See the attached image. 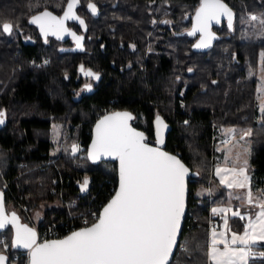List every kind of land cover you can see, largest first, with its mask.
Listing matches in <instances>:
<instances>
[{
	"label": "trees",
	"instance_id": "1",
	"mask_svg": "<svg viewBox=\"0 0 264 264\" xmlns=\"http://www.w3.org/2000/svg\"><path fill=\"white\" fill-rule=\"evenodd\" d=\"M65 2L0 0V80L6 81L0 84V189L2 181L8 183L6 211L11 205L26 222L17 205L27 206L30 215L43 207L37 225L56 224L58 231L73 222L77 226L68 212L99 211L116 189V163L92 164L85 156L79 164L70 146L82 145L86 154L93 126L112 107L133 116L132 125L144 132L147 143L160 145L190 168L187 212L169 264H209L208 221L217 219L210 207L230 200L228 190L209 176L223 128L250 129L248 172L252 187L264 188V107L260 112L253 74L264 52V0H223L234 13L232 28L226 20L214 26L217 39L204 52L192 48L198 34L188 35L200 0H80L85 23H69L81 34L79 47L41 39L38 45H22L20 56L2 49L3 23L28 29L33 13L45 8L60 13ZM88 3L97 7V17L86 10ZM250 14L258 19L252 21ZM128 61L134 74L126 69ZM81 66L103 73L87 92H79ZM53 125L66 138L61 152L54 148ZM53 159L56 164L47 165ZM85 177L89 183L81 191ZM208 186L213 187L209 196H194ZM71 202L76 205L70 207ZM229 224L236 232L244 228L238 218ZM12 236L10 225L0 232L6 264H28V251L12 247ZM257 248L264 252L263 245ZM248 264H264V256Z\"/></svg>",
	"mask_w": 264,
	"mask_h": 264
},
{
	"label": "snow or ice",
	"instance_id": "2",
	"mask_svg": "<svg viewBox=\"0 0 264 264\" xmlns=\"http://www.w3.org/2000/svg\"><path fill=\"white\" fill-rule=\"evenodd\" d=\"M76 4L77 0H68L61 17L43 11L33 15L29 22L37 24L43 35H55L60 39L68 32L64 26L66 20H78L81 25L85 23L74 11ZM88 7L96 14L94 4L89 3ZM221 15L228 16L231 29L232 10L223 0H200L192 30L188 33H201V40L194 47L209 45L214 38L209 30L211 22H218ZM250 19L256 21L258 18L253 15ZM260 26L264 29V18L261 19ZM13 27L11 23L5 22L2 31L11 34ZM70 34L79 47L82 37ZM261 57L264 58V52ZM80 71L85 76L99 78L98 73L83 66ZM132 119L133 116L127 112L113 113L98 120L95 126L88 151L89 158L97 160L101 156H108L118 159L119 188L91 226L73 231L63 239L37 243L36 232L32 228L18 224L15 213L10 217L5 214L3 196L0 193V230L9 224L15 228L12 247L27 249L30 264H169L177 244V233L184 210V177L188 169L175 155L146 143L145 134L130 126L129 121ZM160 123L162 121L157 116V124ZM157 132L159 136V128ZM250 134L249 130L246 135ZM77 150L78 145L73 144V153ZM216 172L221 184L228 188L243 189L249 183L245 167L217 168ZM88 183V178L85 177L81 191L86 190ZM247 200L249 204L252 203L251 191L247 194ZM257 206L260 211L256 213V220L250 221L244 235L233 233L231 240H228L224 233H217L215 230L212 232L207 252L212 264H248L249 256L255 255L251 245L257 239L264 240V201L258 202ZM228 211L232 209H212L213 214ZM232 215L240 216L239 210L232 211ZM240 218L243 219V216ZM227 224L225 219V225ZM238 243L243 247H237ZM220 244L223 245L222 250L218 247ZM260 255L264 256V252ZM7 259V256L0 253V264H5Z\"/></svg>",
	"mask_w": 264,
	"mask_h": 264
},
{
	"label": "rangeland",
	"instance_id": "3",
	"mask_svg": "<svg viewBox=\"0 0 264 264\" xmlns=\"http://www.w3.org/2000/svg\"><path fill=\"white\" fill-rule=\"evenodd\" d=\"M31 8H33V7H31ZM31 8H28V9H31ZM253 15L254 14H250L249 18ZM263 59L264 58H262L260 56L259 61H258V67H257L256 71L253 72V74L256 78V81H257L256 102L258 104V108H259L260 112L262 111V109L264 107V63H263ZM249 130L250 129H248V128L225 127L221 131H219L222 133L220 136H219V132H218L219 140L222 136L229 137L231 135V137H230L229 141L226 143L222 142V141L220 142L218 140L215 141L213 150L216 151V154H214L215 157L213 155V164H214L213 167L217 166L220 163V164H226V165L230 166L231 168L233 167L236 169H239L240 167L248 168L250 135H246V133ZM62 135L63 134L60 131V129L57 126L53 125L52 126V140L54 142L53 143L54 148H56L60 152L62 151L64 141L66 140L64 135L63 136ZM76 145H78V150L75 153H73L72 146H70L71 154L75 158L76 162L80 164L85 159L86 154H85V150L83 149V147L81 145H79L77 143H76ZM245 150H247V151H245ZM215 151H214V153H215ZM245 160L247 161L246 165H245ZM49 164L50 165L56 164V162L53 159L49 163H47V165H49ZM209 176L211 178L212 171L209 173ZM2 184H3V181H2ZM238 191H240V190L230 189V192L228 194L232 197H235V195L238 194ZM257 191H259V190H257ZM7 208H8L7 211H8L9 217L11 216L12 213H15L16 216L18 217V224L27 225L28 227L32 228L36 232L35 228L30 224V222H27V221L24 222V221H22V218L21 219L19 218L17 212L15 210H13V207H11V205H9ZM43 209L44 208L42 207L41 209L35 210L32 213V215L30 216L31 221L34 224H37L41 220ZM13 230L15 232L14 227H13ZM13 239H14V237H13ZM13 239H12V241H13ZM36 239H37V234H36ZM0 246H1V248H3V246L1 244H0ZM16 248L24 249L22 247H16Z\"/></svg>",
	"mask_w": 264,
	"mask_h": 264
},
{
	"label": "crops",
	"instance_id": "4",
	"mask_svg": "<svg viewBox=\"0 0 264 264\" xmlns=\"http://www.w3.org/2000/svg\"><path fill=\"white\" fill-rule=\"evenodd\" d=\"M216 147V146H215ZM215 151V150H214ZM216 154V151L215 153ZM215 157V155H214ZM217 168L220 169H231L230 166L226 165V164H218L217 166L212 167L211 171H212V176L217 180L218 182V186H223L228 190V193L230 192V189H236V190H240L238 191V194L235 195V197L230 196L229 194V202L225 205H216V206H211L210 207V214L214 216V218H217L216 220H213L216 222V226L214 228H211L210 230H208V245L210 244L211 241V235L212 232L215 230L217 233H224L225 237L228 240H231L232 234L236 233L238 235H244L245 234V230L248 227L250 221H255L256 220V213H258L260 211L259 207L257 206L258 202L260 201H264V188L261 189H254L252 187V181H251V175L248 172V168H245V172L246 175L249 177V183L246 184L245 188L241 189V188H228L226 187L224 184H221L220 182V176L217 175ZM233 168V167H232ZM224 173L222 172L221 175H223ZM259 190V191H257ZM213 191V187L209 186L208 188L205 189H196L194 191V196L195 197H205V196H209ZM251 191L252 192V203L249 204L248 200H247V194L248 192ZM213 208H217V209H225V208H230L232 209V211H236L237 209L240 212V216H233L232 215V211H228L227 213L225 212H217L216 214H213L212 209ZM243 216V219H241L240 217ZM231 218H238L240 219L243 223H244V228L243 230L236 232L233 231L230 227L229 224V220ZM225 219H227L228 224L227 226L225 225ZM212 220V219H211ZM249 232V236L251 237L252 233H251V229H248ZM259 245H263L264 246V240H259L257 239L255 244L251 245L252 251L255 253L254 256H249L248 258V263L250 258L252 257H261L260 253L262 251H259V249L257 248V246ZM237 247H243V245H239V243L236 245ZM218 247L222 250L223 249V245L220 244L218 245ZM208 252V251H207ZM208 263L212 264L211 261H209L208 259Z\"/></svg>",
	"mask_w": 264,
	"mask_h": 264
},
{
	"label": "water",
	"instance_id": "5",
	"mask_svg": "<svg viewBox=\"0 0 264 264\" xmlns=\"http://www.w3.org/2000/svg\"><path fill=\"white\" fill-rule=\"evenodd\" d=\"M68 2V1H67ZM224 3V2H223ZM93 4V3H92ZM226 4V3H225ZM80 5V0H77V4H76V7H75V9H74V11H75V13H76V15L78 16V14H77V11H76V9L78 8V6ZM88 5H89V3L87 4V11L92 15V16H94V17H97L98 16V10H97V7H96V14H93L92 13V11L89 9V7H88ZM227 5V4H226ZM228 6V5H227ZM66 7H67V3H66V5H65V8H64V10H63V12H62V14L60 15V16H58V15H56V14H54V13H52L53 15H55V16H58V17H61V16H63V13H64V11L66 10ZM199 7V6H198ZM229 7V6H228ZM230 8V7H229ZM231 9V8H230ZM232 10V9H231ZM45 11H47V10H45ZM43 12V11H42ZM50 12V11H49ZM196 12V11H195ZM41 13V12H40ZM37 14H39V13H37ZM37 14H35V15H37ZM194 16H195V13L193 14V16H192V21H191V30H192V27H193V23H194ZM234 13H233V11H232V21L234 20ZM224 20H226V21H228L229 20V18H228V16L227 15H221L220 17H219V21L217 22L216 20H214V21H212L211 22V25H210V32L213 34V36H214V38L211 40V42L209 43V45L207 46V47H202V48H197V47H194V45H196L198 42H200V40H201V33L200 32H196L194 35H196V34H198V39L196 40V42L193 44V50H195V51H201V52H204V51H208V50H210L211 48H212V46L214 45V43H215V41H216V39H217V34L213 31V27L214 26H216V25H219L221 22H223ZM68 21H72V22H76V23H79V21L78 20H66L65 22H64V26H65V28H67L68 29V32L67 33H64L63 35H62V37L60 38V39H58L55 35H49V36H51V37H53V38H55V39H57V40H59V41H66V40H69V39H71V40H73L75 43L77 42L75 39H74V37H73V35H71L70 33H75V31H73L72 29H70V28H68V26H67V22ZM80 24V23H79ZM34 25H36L37 27H38V29L40 30V28H39V26L37 25V24H34ZM81 25V24H80ZM41 32V31H40ZM75 35L76 36H79L77 33H75ZM113 113H124V112H122V111H114V112H110V113H108V114H105V115H111V114H113ZM104 115V116H105ZM104 116H102L101 118H99L98 120H100V119H102ZM96 124H97V122L95 123V125L93 126V128H92V137H91V140H90V142H89V144H88V147H87V149H86V156H87V159L89 160V162L90 163H92V164H99V163H101V162H106V161H114L115 163H116V168H117V186H116V189H115V191H114V193H113V195L108 199V201L102 206V208H101V210H100V212L102 211V209H103V207L110 201V199L115 195V192H116V190L119 188V160L118 159H115V158H113V157H108V156H101L99 159H97V160H93V159H91V158H89V155H88V151H89V148H90V145L92 144V141H93V137H94V129H95V126H96ZM129 124H130V126H132L133 128H135L137 131H140V132H143V131H141V130H139L138 128H136V127H134L133 125H132V123H131V120L129 121ZM159 128V136H158V138H160V139H162V135L160 134V131H161V128H160V126H158L157 127V129ZM144 133V132H143ZM146 142V141H145ZM147 143V142H146ZM149 144V143H148ZM150 146H152V147H158V148H160V150H162V151H165V152H167V153H169V154H171V155H175V154H172V153H170V152H168V151H166L165 149H163L160 145H152V144H149ZM176 157H177V159H179L180 161H181V163H183L184 164V166L188 169V172H187V174L185 175V177H184V186H185V193H184V210H183V214H182V216H181V220H180V227H179V229H178V233H177V244H176V246L174 247V252H173V254H172V256L170 257V261H169V263L171 262V260H172V258H173V256H174V254H175V251H176V248H177V246H178V242H179V239H180V235H181V232H182V228H183V223H184V219H185V215H186V212H187V203H188V191H189V189H188V180H189V177H190V175H191V170H190V168L177 156V155H175ZM0 193H2V196H3V201H4V193H3V191L0 189ZM4 210H5V214L6 215H8V211H6V208H5V205H4ZM99 212V213H100ZM9 216V215H8ZM94 223V222H93ZM11 227H12V230H13V226L11 225V224H9ZM9 225H7V226H9ZM6 226V227H7ZM88 226H91V224L90 225H88ZM5 227V228H6ZM86 227V226H85ZM81 228H84V227H80V228H77V229H75V230H73V231H78L79 229H81ZM4 230V229H3ZM3 230H0V232H2ZM72 231V232H73ZM72 232H70V233H68L66 236H68L69 234H71ZM14 235H15V232H14V230H13V236H12V239H13V237H14ZM66 236H64V237H62V238H53V239H48L47 241H52V240H58V239H63V238H65ZM46 241V240H45ZM44 242V241H43ZM43 242H40V243H43ZM16 248V247H15ZM18 249V248H17ZM21 250H27V249H21ZM28 251V250H27ZM5 264H6V261H5ZM28 264H30V259H29V252H28Z\"/></svg>",
	"mask_w": 264,
	"mask_h": 264
},
{
	"label": "flooded vegetation",
	"instance_id": "6",
	"mask_svg": "<svg viewBox=\"0 0 264 264\" xmlns=\"http://www.w3.org/2000/svg\"><path fill=\"white\" fill-rule=\"evenodd\" d=\"M67 1H68V0H66V2H65V4H64V6H63V8H62V10H61L60 13H55V12H53L52 10L47 9V8H45V9H46L47 11H50V12H52V13H54V14L60 16V15L62 14L64 8H65V5H66ZM85 7H86V10H87V6H86V4H85ZM79 8H80V5H79L78 8L76 9V11H77L78 16L82 19L83 16H82V14H81ZM42 10H43V9H42ZM42 10H39V11L33 13V14L29 17V20H30V18H31L33 15L42 12ZM43 11H45V10H43ZM89 14H90V13H89ZM224 21H225V20H224ZM70 22H72V21H68V22H67V26H68V28L73 29L71 26H69V23H70ZM31 24H32V23H31ZM13 34H16L17 39H16V40L11 39L10 42H9V40H8V39H9V36H12ZM77 34L81 35V34L78 33V32H77ZM2 39H3V46H2V49H4V50H8L10 53H12L11 50H14V51H13L14 53H12V57H15L18 53H19L18 56L21 55L19 49H20V47H21L22 45H31V46H32V45H38V43L40 42L41 39H43V40H51V39H53V40H56V41H58V42H60V43H63L62 45L65 46V47H68V48H72V47H73L72 42H74V41L71 40V39L66 40V41H59V40H57V39H55V38H53V37H51V36H49V35H48V36H45V35H43V34L40 32V30L38 29V27H37L36 25H34V24H32L31 27H29L28 29H24V27H18V26H16V27L13 28V31H12L11 34L5 33V37H3ZM69 43H71L72 45L69 46V45H68ZM74 43H75V42H74ZM214 44H215V43H214ZM213 46H214V45H213ZM213 46H212V47H213ZM148 52H149V51H146V53H148ZM145 57L148 58L147 55H145ZM13 59H14V58H13ZM46 60H47V59H46ZM46 60H43V61H46ZM137 64H138V62H136V65H137ZM139 64H141V63H139ZM133 66H134V63H131L130 61H128V62H127V65H126V69H127V70H128V69H132V70H133ZM17 67H19V66H17ZM140 67H141V66H140ZM140 69L145 70L144 65H142V67H141ZM132 70H131V71H132ZM96 73L99 74V78H98V79L93 78V77H88V76H85V75L83 76V83H82L81 88L79 89V92H81V91L87 92V91H89V90L92 89V86H94V85H96V84L99 83V81L103 78V73H102L101 70H98ZM131 73H132V72H131ZM132 74H134V70H133V73H132ZM5 82H6V81H4V80H0V84L5 83ZM86 85H90L91 87H90V88H87V87H85ZM4 88H5V87H4ZM0 113H3V111H2L1 109H0ZM3 114H4V113H3ZM1 116H3V115H0V117H1Z\"/></svg>",
	"mask_w": 264,
	"mask_h": 264
},
{
	"label": "built area",
	"instance_id": "7",
	"mask_svg": "<svg viewBox=\"0 0 264 264\" xmlns=\"http://www.w3.org/2000/svg\"><path fill=\"white\" fill-rule=\"evenodd\" d=\"M112 110H113L112 107H108L107 113L112 112ZM230 137H231V135L229 137H224V138H222L221 141L226 143L229 141ZM82 147L85 150V147L84 146H82ZM1 190L3 191V193L5 195L8 193L9 186H8L7 182H4L2 184ZM75 205H76L75 202H71L69 204L70 207H73ZM99 206H100V204H99ZM17 208H18L19 212H21L22 215L25 217L26 221L30 222V224L35 228L36 234H37V243H40V242H43L45 240L52 239V238H62L77 228L90 225L91 223L95 222V219L99 215V212L101 210L100 209L98 211V209H95V208L94 209H88L86 214L78 213V215H74V214H71L70 212H68L69 220H72V222H73V220L76 219L78 222L77 223L78 227L73 222V224L71 226H69V228H67L66 230L58 231V230L54 229V228H56V224H53V225L48 224L46 226H44V225L38 226L37 224H34L31 221V218H30L31 215L28 212L27 206L20 204V205H17ZM89 222H91V223L89 224ZM215 226H216V222L210 219L208 221V230H210L211 228H214ZM0 242H2V243H0L3 246L2 249L4 251H7V247H5V244H6L5 238L0 237ZM16 257L17 256H15L14 259H16ZM27 261H28V258H27Z\"/></svg>",
	"mask_w": 264,
	"mask_h": 264
}]
</instances>
